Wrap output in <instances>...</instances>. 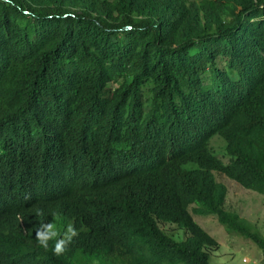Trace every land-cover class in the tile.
I'll return each instance as SVG.
<instances>
[{
    "label": "trees",
    "instance_id": "trees-1",
    "mask_svg": "<svg viewBox=\"0 0 264 264\" xmlns=\"http://www.w3.org/2000/svg\"><path fill=\"white\" fill-rule=\"evenodd\" d=\"M214 173L264 196V0H0V264H211L193 216L264 264ZM48 181L59 255L35 245Z\"/></svg>",
    "mask_w": 264,
    "mask_h": 264
},
{
    "label": "rangeland",
    "instance_id": "rangeland-1",
    "mask_svg": "<svg viewBox=\"0 0 264 264\" xmlns=\"http://www.w3.org/2000/svg\"><path fill=\"white\" fill-rule=\"evenodd\" d=\"M211 145L216 156L224 157L223 160H226V157L222 155L221 142L213 141ZM225 179L221 175L216 176V181L226 186L227 199L225 204L227 206L225 205V209L238 214L239 217L255 225L264 237V196L245 190L237 183ZM193 219L220 245L219 250L212 255L211 264H256V261H253L255 255L253 252H256L253 245H249L246 241L225 236L221 226L212 217L193 216Z\"/></svg>",
    "mask_w": 264,
    "mask_h": 264
},
{
    "label": "clouds",
    "instance_id": "clouds-1",
    "mask_svg": "<svg viewBox=\"0 0 264 264\" xmlns=\"http://www.w3.org/2000/svg\"><path fill=\"white\" fill-rule=\"evenodd\" d=\"M216 176L218 175L215 174V177ZM222 177L224 180H226L224 176ZM32 183L33 182L30 181V184ZM69 192L70 190L68 187L58 181L40 183L37 184L35 188L36 202L41 206L42 209L50 213V218L48 220L41 221L35 226V245H37L39 249L48 250L49 242H51V251L55 255L61 254L65 245L68 243V241H70L71 237L76 234L71 222L65 228L57 222V220H59L58 216L61 212L64 211L69 213L71 211L68 206ZM226 199L227 194L225 201ZM225 205L227 206V204ZM2 209L3 201L0 196V211ZM39 214L40 211L37 209L36 215ZM171 227H174V225H171Z\"/></svg>",
    "mask_w": 264,
    "mask_h": 264
}]
</instances>
